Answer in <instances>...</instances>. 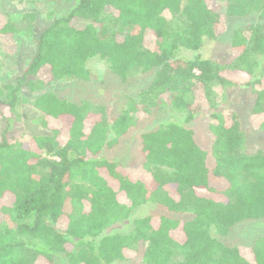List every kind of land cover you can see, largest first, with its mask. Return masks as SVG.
Instances as JSON below:
<instances>
[{"label": "trees", "instance_id": "16d2710c", "mask_svg": "<svg viewBox=\"0 0 264 264\" xmlns=\"http://www.w3.org/2000/svg\"><path fill=\"white\" fill-rule=\"evenodd\" d=\"M44 1L50 23L33 36L21 69L8 66L0 88V264L129 263L133 237L144 244L143 264H264V237L243 251L212 236L264 222V154L247 152L240 119L224 105L226 92L246 91L252 127L264 132V0ZM19 18L0 7L5 58L20 52L19 22L34 15ZM237 19L248 25L233 32L227 60L177 58L218 40ZM92 59L122 83L152 73L112 123L100 107L45 90L89 81ZM26 97L47 134L18 142L8 133ZM199 118L208 120L209 151L189 128ZM142 121L152 127L132 145L140 164L104 156ZM148 202L169 216L134 221L130 237L108 232Z\"/></svg>", "mask_w": 264, "mask_h": 264}, {"label": "rangeland", "instance_id": "374dc122", "mask_svg": "<svg viewBox=\"0 0 264 264\" xmlns=\"http://www.w3.org/2000/svg\"><path fill=\"white\" fill-rule=\"evenodd\" d=\"M73 4L74 1L61 3L55 8L56 16L68 12L70 6ZM0 7L10 15L20 18L22 15H34V20L31 24L28 19H24L20 22V18L16 20L17 23L19 22V28L23 29L16 37L20 45V52H18L17 56L8 54L7 56L9 57L5 58L0 55L1 88L4 81L10 79L7 70L8 66L13 65L21 69L22 59L28 58L32 53L30 44L32 43L33 36L38 35L39 31L50 23L49 12L51 8L44 0H15L13 2L9 0H0ZM54 16L55 15H53V17ZM246 25H248L246 20L237 19L236 21H231L230 28L221 38L216 41H205L201 49L196 53L187 50L180 51L177 58L186 60L197 55L201 59L206 60L220 62L227 60L230 54L233 32ZM27 29L28 32L26 33L25 30ZM30 31L33 33H30ZM87 68L90 72L89 81L61 80L47 85L45 90L47 92H52L62 99L78 103L85 101L93 107L104 109L105 119L108 120L109 123H112L120 113L128 107L130 99L136 97L147 86L152 77V73L139 74L134 78H129V81L126 83H122L109 71L104 63H101L96 59L88 61ZM32 99L33 97H29L28 100H23L24 102H22L13 113L11 117V128L8 133L10 139L24 142L28 141L33 136L47 134L39 124V113L30 106ZM225 99L226 102L224 105L233 108L240 119L246 138L247 152L254 153L256 151H261L264 154V132L255 131L252 127L249 115L252 102L248 97L247 92L244 90L228 91L224 97V100ZM151 127L152 126L149 122H140L136 128L130 130L120 139L117 147L111 151H105L104 156L114 161H120L126 166H137L140 162L137 159L136 151L132 149V145L136 143L135 141L139 131ZM189 128L194 132V137L197 143L203 149L209 151L212 142L210 133L208 132V120L205 118L196 119L191 125H189ZM212 186L218 190H224L225 188V184L220 181H215ZM161 214L169 216L162 207L156 204L149 202L138 204L131 208L129 215L126 218L118 219L116 221L113 220L110 224L111 226L108 228V232L118 233L122 236L128 237L133 236L134 221L147 216ZM212 236L222 241L225 246H239L243 251H246L245 249L249 248L256 238L264 237V222H242L234 226L230 233L224 237L217 236L214 233H212ZM135 241L133 237L130 245L131 248L137 252V256L134 260L124 264H143L142 251L144 244L139 243L137 246ZM172 263L173 262H171V264Z\"/></svg>", "mask_w": 264, "mask_h": 264}]
</instances>
